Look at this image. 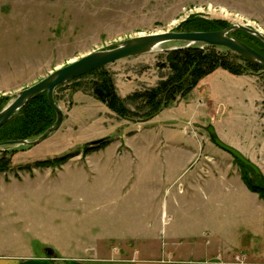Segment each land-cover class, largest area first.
Instances as JSON below:
<instances>
[{"label": "rangeland", "instance_id": "rangeland-1", "mask_svg": "<svg viewBox=\"0 0 264 264\" xmlns=\"http://www.w3.org/2000/svg\"><path fill=\"white\" fill-rule=\"evenodd\" d=\"M188 19L240 24L264 35V0H0V96L9 102L72 60L138 35L175 31ZM176 44L104 66L125 112L111 110L92 94L100 72L84 74L57 91L63 117H70L68 127L33 146H8L11 166L0 172V253L40 255L51 248L67 258L87 259L102 238L108 236V246L119 248V235L141 228L152 244L144 248L156 252L221 246L227 236L236 241L234 217H224L222 207L209 217L214 204L208 211L203 207L205 194L187 197L188 175L165 191L173 179L167 178L166 157L156 155V145H200L208 161L232 160L241 176H254L195 125L211 124L224 143L243 142L264 174V72L253 79L217 68L186 97L145 119L148 105L132 96L166 79L169 69L162 64L166 50ZM229 58L243 64L232 53ZM105 137V150L82 155L86 143ZM119 144L131 152L122 146L116 156ZM75 153L55 167L34 165ZM217 189L233 190L226 183ZM208 219L224 231L212 230Z\"/></svg>", "mask_w": 264, "mask_h": 264}, {"label": "crops", "instance_id": "crops-1", "mask_svg": "<svg viewBox=\"0 0 264 264\" xmlns=\"http://www.w3.org/2000/svg\"><path fill=\"white\" fill-rule=\"evenodd\" d=\"M241 76L255 78L253 74H248V76L242 74L238 77ZM249 82L251 83L252 79ZM258 97L260 99V96ZM205 102L208 106V101ZM69 118L66 121L63 117L59 129L64 124L68 127ZM183 131L186 132V129ZM242 143L235 140L229 142L231 146L237 148L244 156L258 167H261L258 162L253 160L254 157L246 154V151L242 148L244 147ZM122 146L123 144H119L117 147L116 156L122 155L119 151ZM156 146V150H158L156 155L166 157L165 159L162 157V161L164 162V171L167 178L173 179L165 187V191L167 192L171 188L173 182L188 175L190 189L187 197L193 200L196 194H205L203 207L207 210L210 204H214V209L211 205L209 211L207 210L209 217H211L213 211H218V207L220 209L222 207L221 211H224V217H227V219L234 217L238 221L236 241L228 239L227 236L220 240L221 246L207 247V245L205 248L197 249L194 247L188 249L170 248L168 251L156 252L150 248H144V246L148 247L152 244L149 243V233L141 228L140 231L129 236L119 235L117 239L119 248L108 246L106 241L108 236L106 239L102 238L99 240L98 247L91 250L93 254L87 259L80 257L67 258L58 255L53 249L55 256H48L45 251L44 254L40 255L0 253V264H264V199L260 198L257 193L250 191L248 188L246 189L247 186L242 180L237 166L233 165L232 160H224L225 163L223 161L218 163L211 158V161H208L209 159L206 156L209 155L204 154L206 156H202L200 145L194 149L188 146H179L172 142L161 141ZM106 147H103L102 150H105ZM124 148V152H131L130 148ZM147 148L153 149L152 144L148 143ZM222 183L231 186L233 190L224 192V194L217 189L219 186L221 187ZM195 209H197L196 205ZM208 222L212 230L221 234L223 229L218 223H213L209 219ZM189 230L191 231V229ZM251 237H253L252 240ZM171 238L170 241L175 242V234H171ZM187 238H191V233L188 234ZM130 242L136 248H128ZM139 246H141V249L137 248Z\"/></svg>", "mask_w": 264, "mask_h": 264}, {"label": "trees", "instance_id": "trees-1", "mask_svg": "<svg viewBox=\"0 0 264 264\" xmlns=\"http://www.w3.org/2000/svg\"><path fill=\"white\" fill-rule=\"evenodd\" d=\"M188 19L180 28L175 31H216L228 27L224 21L215 20H192ZM231 36L246 43L253 49L264 55V43L258 38L244 31H233ZM243 36V37H242ZM221 49V51H217ZM240 59L241 63H234L230 60L229 55ZM162 67L169 69V75L166 79L159 81L156 87L133 94L132 98L142 99L148 105V109L144 112L145 119H149L162 109L169 106L177 98H184L187 94L197 86L198 82L213 72L217 68L228 70L236 75L255 74L261 69L246 61L241 56L225 49L212 45L195 44L186 48L168 50L166 60ZM100 72L99 80L93 84L92 94L98 100L107 104V106L119 114L125 112L123 101L119 98L115 91L114 83L109 74L106 73L104 67L93 70L89 73ZM88 74V73H87ZM82 77V76H80ZM79 78V77H78ZM77 79V78H76ZM75 80V79H74ZM264 85V79H263ZM58 86L53 93L54 100L58 105L57 91ZM8 103V97L0 96V110ZM55 120V112L48 102L46 92H41L24 104L17 113H15L6 123L0 127V142L8 140H30L42 134ZM108 139L105 137L96 144L84 145L83 153L88 154L94 149L102 148ZM13 149L3 147V155L0 156V172L10 168V153ZM6 153V155H4ZM78 154H66L62 157L35 161L34 165L42 167H55L67 161L69 158ZM246 170L250 169L238 161ZM242 180L247 188L258 194L264 199V183L255 176L242 174Z\"/></svg>", "mask_w": 264, "mask_h": 264}, {"label": "water", "instance_id": "water-1", "mask_svg": "<svg viewBox=\"0 0 264 264\" xmlns=\"http://www.w3.org/2000/svg\"><path fill=\"white\" fill-rule=\"evenodd\" d=\"M233 31H244L252 36H255L262 43H264V35L260 31L240 24H231L226 28L216 31H168L138 35L136 37L123 40L106 49L93 51L79 57L78 59L72 60L66 65L55 69L39 81L18 91L15 97L0 110L1 127L15 113H17L18 110L24 104H26L28 100L41 92H46L48 102L55 112V120L52 125L34 139L3 141L0 142V148L24 145L33 146L44 141L51 134L58 130L63 120V111L56 104L53 97L54 90L58 86L68 83L73 79L116 61L159 50L162 45L168 42H175L177 44L170 47L166 51L186 48L195 44L222 47L241 56L249 63L258 66L261 71L264 72V55L246 43L231 36L230 33ZM195 125L202 128L207 133L208 138L214 144L228 151L234 158L247 166L255 177L264 183V174L262 173L261 169L249 158L244 156L237 148L224 143L218 137L214 127L211 124L205 126L200 124ZM102 139L103 138L90 141L88 144H96ZM45 253L48 256H55V253L51 248H46Z\"/></svg>", "mask_w": 264, "mask_h": 264}]
</instances>
